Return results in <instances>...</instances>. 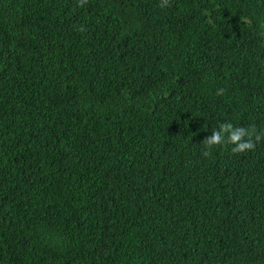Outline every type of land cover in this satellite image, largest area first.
Here are the masks:
<instances>
[{
	"label": "trees",
	"instance_id": "16d2710c",
	"mask_svg": "<svg viewBox=\"0 0 264 264\" xmlns=\"http://www.w3.org/2000/svg\"><path fill=\"white\" fill-rule=\"evenodd\" d=\"M159 3L0 0V264H264V0Z\"/></svg>",
	"mask_w": 264,
	"mask_h": 264
},
{
	"label": "clouds",
	"instance_id": "9594fccd",
	"mask_svg": "<svg viewBox=\"0 0 264 264\" xmlns=\"http://www.w3.org/2000/svg\"><path fill=\"white\" fill-rule=\"evenodd\" d=\"M168 5L169 0H160V7L163 8ZM224 92L225 89L221 88L217 90L216 94L223 95ZM262 140H264V130H258L255 126H234L231 122H221L218 128L213 129L211 135L203 140L205 145L203 155H211V151L215 146L223 145H231L230 151L233 154L253 151L256 144Z\"/></svg>",
	"mask_w": 264,
	"mask_h": 264
}]
</instances>
